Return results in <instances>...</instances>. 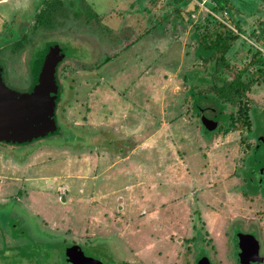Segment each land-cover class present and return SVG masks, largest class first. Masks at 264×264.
<instances>
[{"label":"rangeland","instance_id":"374dc122","mask_svg":"<svg viewBox=\"0 0 264 264\" xmlns=\"http://www.w3.org/2000/svg\"><path fill=\"white\" fill-rule=\"evenodd\" d=\"M172 1L115 0V3L111 2L104 7H114L120 14L128 17L130 22L124 25L135 26L141 34L148 29L154 30L155 38L158 37L155 34H159L162 28L161 35L164 36L151 41L150 48L148 46L143 48V66H139V70L144 68V74L134 88L138 94L136 92L126 94L133 98L131 102L123 97V93L120 95V92L127 89L125 88L127 82H123V78L121 82L118 81L122 86L113 90L109 97L114 113H106L109 111H105L103 105L98 104L94 110L104 117L96 116V121L86 122V134H91L90 124L94 123L97 127L103 122L101 124L105 127L113 129L112 133L117 140L112 141L113 144L109 147L105 143L91 155L88 152L89 145L77 146L74 142L46 145L37 144L40 141H35L19 147L18 150L24 152L30 151L37 144L33 149L35 153L33 152L26 162L6 163L0 159V175L5 176V190H0V199L9 194L12 198L18 197V189L22 187L21 194H24L21 198L26 203H31L33 210L41 211L44 217L52 220V223L60 222V226L57 227L59 232L55 233L65 235L66 239H72L73 235L84 241L92 239L98 242L100 239H108L111 235L116 239H123L120 236L126 233L128 240L124 236L123 240L127 241H124L123 245H127L125 246L127 251H122L126 255L131 251L128 245L139 249L144 236L139 238L143 233H151V237L158 233L161 235L162 244L165 243L167 248L172 245L171 242H177L179 245V242L190 234L192 223L199 222L196 219L198 213L203 215L205 220L207 218L206 223H209L210 234L205 235L215 238H220L232 217L248 219L246 220L248 223L254 219L264 222V196L256 200L257 198L253 196H242L240 190V187L244 186V181L241 179L242 173L239 169L244 165V157L252 152L251 145L254 141L252 128L205 136L199 125V118L191 109L192 99L187 92L191 84L183 80L187 69L202 66V61L196 59L193 53L196 46L195 28L199 26L201 33L212 31L214 25H218L219 22L211 17L204 21L205 12L198 13L196 10L192 14L194 20L191 23H184L183 17L175 13ZM232 1L239 7V0ZM94 5L97 12L104 11L99 0L95 1ZM6 7H8L6 4L0 6L1 9ZM193 7V4L189 5L188 10ZM77 8L75 6L73 9ZM85 8L87 7L83 6V9ZM1 12L4 13L3 10ZM182 14L186 17V10ZM2 15L0 14V43L5 36L2 30L5 19ZM16 16L20 22L19 15ZM77 16L79 15L69 14L65 18ZM82 19L85 17L81 16V22L85 27L86 22ZM90 25L87 24V27ZM93 25L96 28L87 31L84 29L79 31L76 26L74 30L64 28L63 32L75 33L78 36L69 37L68 34L58 33L53 35L52 40L63 48L64 55L71 56L76 61L79 59L86 63L91 59L101 61L103 54H100L99 50L93 51L91 47L101 38L108 42L110 36L104 33V25L98 22L97 26L96 23ZM112 25L117 28L122 24ZM156 26L157 29H154ZM89 33L96 36L90 35L88 41ZM245 36L235 42L227 57L232 62L231 69L238 71L239 67H248V73L252 74L251 66L254 64L250 65L251 53L248 51L252 42L246 38L255 42L260 35ZM44 38L46 41L51 39L47 36ZM42 42L43 40L40 41L39 48H36L38 47L36 44L29 48L28 54L25 51L20 54L29 58L25 62L23 74H19L22 73V69H17L0 58V66L4 69V78L8 86L20 91L30 87L31 73L35 66L31 57L37 59L40 55L38 51L40 45L44 48L50 45ZM119 42L118 40L117 43ZM258 46L263 48L261 50L264 53L263 41L258 42ZM195 78L204 79L206 76L195 75ZM262 83L256 84L253 91L255 103L261 108L264 107ZM92 85H94L92 81L84 78L83 86L86 93ZM101 85L99 82V86ZM104 90H100L102 95L105 93ZM69 97L70 101L74 99L70 93ZM81 99L87 101V97ZM68 107L64 113L66 126H72L76 121L83 123L86 121L84 118L86 109L82 104L73 106L71 103ZM237 110L238 107L230 106L227 109L233 113ZM71 115L77 119H72ZM259 122L255 134H261L260 137L257 135V141L260 142L261 149H264V141H261L264 139V123L260 126ZM102 129L101 136L107 138L108 131ZM70 134V130L63 127L59 136L41 141H63ZM175 175L177 180L174 181ZM97 188L100 193H96ZM15 208H18L17 203L16 206L9 205L8 202L0 203V232H8L15 237L13 239L20 242L17 247L14 244V248L11 249L15 252L7 257L2 254V262L22 264L18 262L19 258L25 256L32 264H54L56 262L54 255L65 244L57 240L49 244L51 240L47 235L52 231L42 227L40 216L34 214L31 216L33 221L30 230L21 227L20 221L13 216L12 211ZM126 222L131 225L124 226ZM157 222H160V226L156 227ZM199 224L202 225V222ZM113 244L116 246L117 243L113 241ZM123 245L121 244V247ZM181 249L182 254L185 248ZM204 250L208 254L205 248H200L199 252ZM81 251L86 252L88 260L93 264H111L109 261L113 252L110 255L103 246L81 248ZM114 257L117 259L118 255L114 253Z\"/></svg>","mask_w":264,"mask_h":264},{"label":"flooded vegetation","instance_id":"af4514ba","mask_svg":"<svg viewBox=\"0 0 264 264\" xmlns=\"http://www.w3.org/2000/svg\"><path fill=\"white\" fill-rule=\"evenodd\" d=\"M95 1L97 0L0 1L2 2L0 6L3 4L8 6L4 9L0 8V14H3L2 18L5 19L4 23L2 24V30L4 32L3 34L5 36L2 43H0V58L6 60V63L9 62L12 64L13 67L22 69V73L20 72L19 74H23L25 71V62L28 58L26 56L20 55L23 54V51L28 54L29 48L34 47L36 44L38 45L36 48H39L40 41L42 40V43L46 42L47 45L53 44V47H45L46 49L40 45V50L38 49L40 55H38L37 59L33 58L34 56L31 57V60L34 61V64H37L38 62L41 63L44 59V56L52 49H57L60 53L61 50H63L61 46L57 48L54 47L56 42L52 40L53 35L64 33L68 34L69 37L78 36L75 33L71 34L67 31L63 32L64 28H68L69 30L72 28L74 30L76 26L78 27L79 31L80 29L87 31L88 29L96 28L93 24L96 23L97 26L98 22V24L104 25V33H108L110 36V40L108 42L101 38L99 39V42H96L97 44L93 43L94 46L91 47L93 51L99 50L100 54H103V60L100 61L91 59L89 63H86L81 61V59L76 61L73 57H67L66 55L65 59H63V61L59 64L57 73L58 76H60L58 77L60 83L62 82V97L58 103V118L62 128L64 127L66 130H70L71 134L63 141L45 142L39 140L40 142L37 144L45 143L46 145H54L62 143L63 145V143L71 142H74V145L77 146H85L87 144L90 146V151H88L90 152V155L96 149L103 147L105 143L108 145V147L112 145V141L117 140L112 133V128L105 127L104 124H101L103 122H100L97 127L93 123L90 124L91 134H86V122L87 120L96 121V116L100 118L103 116L94 110V107L98 104L103 105L105 111H109L106 113H114L115 110H112V103L109 100V97L110 94L113 93V90H117V87L122 86L120 83H118V81L121 82L123 78V82H127V86H125L127 89L125 92H120V95L123 93V97L127 101L130 100L131 102L133 98L126 94L130 92H136V89L134 88L137 86L139 80L144 74V68L141 71L139 70V66H143V48L145 46L150 48L149 44L151 41L157 40L156 38L160 39L161 37H164L161 35V27H159L161 28V30H159V34H155L158 35V37L153 38L154 30L150 31V29H148V31H144L141 34L138 30H136L135 26L132 27L128 24L124 25L125 23L130 22L128 17L123 16L122 13L120 14L114 7L104 8L106 4L111 2L115 3V0H99L104 9L102 13L97 12V8L94 5ZM184 1L186 2L185 10L187 12V16L185 17L184 15H181V17H183L184 23H191L194 20L192 17L193 12L198 10L199 13L200 10L192 0ZM238 2L240 8L236 7L232 0H228V5L225 7L228 10L227 26L225 27L231 35H237L235 42L247 34L260 35L255 42L246 38L248 41L252 42L251 45H249L251 47L248 49V51L251 53L249 55L250 65L254 64L253 66L256 65L257 67L251 66L253 68V75L248 73V67H239L238 71L231 69L232 62L229 57H227V54L235 46L236 43L234 42L225 54L227 64L224 67L222 78L220 77L221 75H217V81L219 83H222L225 79L233 81L235 86L239 89L240 95H237L239 99L237 97L235 102L226 103H222L218 100V103H216L209 98V100L203 102L205 109H201L200 114L197 113V111L194 109L192 89L195 87V89L198 91V89L209 88V82L213 81V74H215V72L212 73L213 66L208 64L205 58H201L198 55L196 51L197 43L193 53L196 59L202 61V66L197 69H187L183 76V80L191 84L187 90L189 96L192 99L191 109L193 113H195V115L199 118V125L201 126L205 136L208 137L209 135L220 132L229 133L231 130L244 128H249L248 130H250L252 128L251 130L254 139L253 144L251 145L252 152L244 157V165H241L243 167L239 169L242 173L241 179L244 181V186L240 187V190L242 196H253V198H257L256 200H259L261 199V196H264V185L259 186L256 184L254 181H252L251 176L253 171L254 177L258 178L260 176L256 166H260L262 169H264V161L263 164L260 163L261 165L256 163V159L258 157L260 160H264V155H262V152L264 154V149H261L259 146L260 142L257 141V135L260 137L261 134H255V131L258 129V121H262V123L259 122L260 126H262L264 123V107L261 108L256 105L253 91L256 87V84L262 83L264 80V53L261 50L263 48L258 46V42L263 41L264 43V0H239ZM192 4L195 7V10H193V8L188 10V6ZM75 6L78 8L73 9ZM83 6H86L87 8L83 9ZM1 10H3L4 13H2ZM16 14L19 15V20L21 23L18 22ZM69 14L79 16L70 19L69 17L65 18ZM81 16L85 17V19H82L86 22L84 24L85 27L81 22ZM204 16L203 20L205 21L206 16ZM115 23H120L122 25L116 28V26L114 27V25H112ZM87 24H91L90 27H87ZM154 29H157V26ZM90 35L93 37L96 36L92 33H89L87 39L88 41ZM112 35L113 37L111 38ZM46 36L50 37L51 39L46 41L44 38ZM118 40L120 41L119 43H117ZM258 47H260V49ZM112 49H115V51ZM23 66L24 68H22ZM32 70H34V67ZM195 75L206 76V78H195ZM84 78H87L88 81H92L94 83L88 93H86V90L83 86ZM99 82L100 85L102 84L101 86H99ZM194 82L196 83L194 84ZM263 84L264 82L262 85ZM101 89H105L104 95H102V91H100ZM197 91H194V94L197 93ZM69 93L71 96H74L72 101H70L71 97H69ZM209 94L210 97L216 96L214 89H212V93L209 92ZM204 95L208 96L206 93H204ZM82 97H87V101L86 99L82 100ZM71 103H73V106H77L80 103L86 109L84 117L86 121L84 120V123L76 121L72 126H66L67 124L64 120V113L66 112V109L69 108L68 105ZM229 106L238 107L237 112L233 113L227 111ZM241 116L244 118L242 119ZM70 117L74 120L77 119V117L72 115ZM77 123L80 126H78ZM102 128H105L108 131L106 132L108 133L107 138L101 136L103 130ZM77 130H81V132L79 133ZM25 145L28 144L17 145L0 142L1 161L6 163L14 162L16 164L23 161L26 162L33 155V149L36 145L30 151L27 150L21 152L18 150L19 147ZM260 151L261 153H258ZM22 154H24L23 157ZM261 174L263 175L264 172H261ZM4 178L5 176L0 175V190H5ZM257 178L256 180H258ZM173 179L175 181L176 175L173 177ZM261 179V183H264V178ZM25 191H27V188ZM21 192L22 187L18 189V197L12 198L11 194L7 196L5 195L4 197H1L0 203L8 202L9 205L14 204L15 206L17 203V206L20 210L15 208L14 211H12L14 212L13 216H15V218L20 221L21 227H25L28 230H30V227L32 228L33 220L31 216L33 214L40 216L42 227L47 231H52L51 234L47 235L50 237L49 240H51L49 241V244H52V242L56 240L65 244L63 247H61V249H58L56 255H54L53 258L56 257V262L54 264H93L88 260L86 252L81 251V248L94 246L105 247L110 255L111 252H113V256H111V260L109 261L111 264H264V222L261 223L260 221H256V219L248 223L246 221L248 219L232 217L228 222L229 224L227 225L226 229L223 230V234L220 235V238H215L205 235L207 233L210 234V228L208 226L209 223H206L207 218L205 220L203 215L198 213L196 219L199 222H202V225H200L199 222L192 223L190 234L181 241L179 240V245L177 242H171V244L174 246L171 245L167 248L165 247V243L162 244V239L160 238L161 235L158 233L152 237L151 233H143L139 238L141 239V237L144 236V239H142V245H140L139 249H135V247L128 245V248L131 249V251L129 252V255H126L124 252L127 251H125V246L127 245H123V242L128 240L127 235H125L126 233L122 234L120 237L124 239L125 236L127 240L120 238L116 239L114 235H111L105 240L100 239L98 242L93 241L92 239H87L84 241L73 235L72 239H66L65 235L55 233L56 231L59 232L57 227H59L61 223H52V220H49L47 216L44 217V214L41 213V211L33 210L32 204L26 203V201L21 198L24 194H21ZM157 223L158 224L156 227L160 226V222ZM130 225L131 224L129 222H126L124 226ZM38 227L40 226L38 225ZM13 238L15 237H13V235L9 234L8 232H0V264H6L2 262V256L5 255V257H7L8 255L15 252L11 251V249L14 248V244L15 247H17L16 245L20 244V242ZM41 238L47 240L44 237ZM113 241H115L121 249L117 248L119 246L117 244L115 246ZM121 244L123 247H121ZM181 247L185 248L182 254ZM200 248L207 249L208 254L205 253V250L199 252ZM114 253L118 255L117 259L114 257ZM18 262H22V264H32L30 259L25 256L20 257Z\"/></svg>","mask_w":264,"mask_h":264},{"label":"water","instance_id":"95a60500","mask_svg":"<svg viewBox=\"0 0 264 264\" xmlns=\"http://www.w3.org/2000/svg\"><path fill=\"white\" fill-rule=\"evenodd\" d=\"M55 45L56 48L60 47L57 43ZM49 46L53 47V44ZM65 56L63 50L61 53L57 49L49 51L41 63L35 64L31 74L32 84L24 91L6 84L4 69L0 66V142L31 144L60 135L62 128L58 121V103L62 97V86L57 69ZM263 161L259 157L256 159L258 165ZM256 169L260 176L254 177L253 171L251 179L262 186L264 174L261 172L264 169L260 166H256Z\"/></svg>","mask_w":264,"mask_h":264},{"label":"trees","instance_id":"16d2710c","mask_svg":"<svg viewBox=\"0 0 264 264\" xmlns=\"http://www.w3.org/2000/svg\"><path fill=\"white\" fill-rule=\"evenodd\" d=\"M217 1L221 5V7L225 8L228 5V0ZM172 4L174 6L175 13L179 16L183 15L182 13H184V10L186 9V2L184 0H175L174 2L173 0ZM193 10H195V7H193ZM207 17L210 16H206V18ZM216 21L215 23L219 22ZM219 24L214 25V30L202 33L200 32L198 25V27L195 28V30H197L195 32V39L197 43L196 51L201 58H205L206 62L213 66L212 73L215 72L212 78L213 81L209 82V88L198 89V91L195 89V87L192 89L194 109L198 114H200L201 109H205V107L203 106V102L209 100V98L216 103H218V100L222 103H226L235 102L238 97L237 95H240L239 89L235 86V83L233 81H229L227 79H225L222 83H219L217 81V75H221L220 77L222 78L224 67L227 64L225 54L237 39V35H231L228 32V30L224 26L225 24H222L221 22H219ZM212 89H214V92L216 93V96L214 97H210L209 94V92L212 93ZM194 91H197V93L194 94ZM204 93L208 94L209 97L205 96ZM260 123H262V121ZM60 127L62 128L61 124Z\"/></svg>","mask_w":264,"mask_h":264},{"label":"built area","instance_id":"2783aa9c","mask_svg":"<svg viewBox=\"0 0 264 264\" xmlns=\"http://www.w3.org/2000/svg\"><path fill=\"white\" fill-rule=\"evenodd\" d=\"M199 8L200 12L204 11L205 16H210L213 19L227 24L228 10L221 7L217 0H192Z\"/></svg>","mask_w":264,"mask_h":264},{"label":"crops","instance_id":"0c3cea01","mask_svg":"<svg viewBox=\"0 0 264 264\" xmlns=\"http://www.w3.org/2000/svg\"><path fill=\"white\" fill-rule=\"evenodd\" d=\"M101 153H103V154H106L105 152H101ZM101 156H104V155H102L101 154ZM100 156V157H101ZM91 160V159H90ZM81 161V160H80ZM91 161H93V160H91ZM107 190H109V186L107 185ZM95 191H96V193H98L99 192V189L97 188V189H95ZM100 193V192H99ZM48 200H49V198H48Z\"/></svg>","mask_w":264,"mask_h":264}]
</instances>
